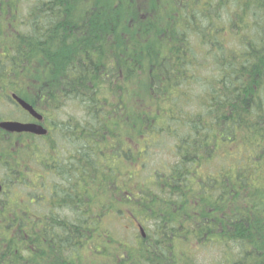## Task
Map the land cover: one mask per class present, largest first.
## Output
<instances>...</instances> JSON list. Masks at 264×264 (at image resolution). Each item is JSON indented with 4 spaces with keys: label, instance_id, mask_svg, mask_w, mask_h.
Listing matches in <instances>:
<instances>
[{
    "label": "trees",
    "instance_id": "obj_1",
    "mask_svg": "<svg viewBox=\"0 0 264 264\" xmlns=\"http://www.w3.org/2000/svg\"><path fill=\"white\" fill-rule=\"evenodd\" d=\"M12 93L0 264H264V0H0Z\"/></svg>",
    "mask_w": 264,
    "mask_h": 264
},
{
    "label": "flooded vegetation",
    "instance_id": "obj_2",
    "mask_svg": "<svg viewBox=\"0 0 264 264\" xmlns=\"http://www.w3.org/2000/svg\"><path fill=\"white\" fill-rule=\"evenodd\" d=\"M13 96H17V95L14 94V93H12V94H11V98H12ZM21 99H22V98H21ZM22 100H24V99H22ZM29 116H30V115H29ZM30 117H31V116H30ZM44 121H45V120L43 119V121H42V125L45 127L46 124L44 123ZM53 121H54V117L51 118V122H53ZM28 122H29V123H33V122H34V123H39L38 121L34 120L33 118H31L30 121H29V119H28ZM51 122H50V125H51V127H50V130H51V138H54V137H55V135H53L54 128L52 127ZM45 128H46V127H45ZM46 129H47V128H46ZM47 130H48V129H47ZM115 131H116V134H115L114 139L117 140L118 143H119V141H122V140L124 139V136L126 135V148H124V146L121 145V148H118L117 151H118V154H119V160H120L122 163L126 164L127 168L129 169V167H130V166L132 167V165H133V162H132V161H133V146H134V143H133V140H132V133H131V130H127V131H125V130H123V129H117V130H115ZM122 147H123V148H122ZM69 154H70L71 156H73L71 153H69ZM52 173H53V171H52ZM82 178H83V177H82ZM0 184H1V182H0ZM53 188H54V186L52 187V190H53ZM80 188L85 189L84 184H80ZM128 188L131 189V185H130V187L128 186ZM132 190H133V188H132ZM129 195H131V193H130L129 190H128V192L125 193L124 198H125V199L129 198ZM127 207H129V208L112 210L111 212H112L113 214H117V215H128V214H130L131 202L128 201V203H127ZM132 222H134V221L132 220ZM135 225H136V227L138 228V231L140 232V234L142 235V237L145 238V232H144L142 226L138 225L136 222H135Z\"/></svg>",
    "mask_w": 264,
    "mask_h": 264
},
{
    "label": "water",
    "instance_id": "obj_3",
    "mask_svg": "<svg viewBox=\"0 0 264 264\" xmlns=\"http://www.w3.org/2000/svg\"><path fill=\"white\" fill-rule=\"evenodd\" d=\"M13 99L20 104L30 115L38 121L42 120V116L34 110V108L27 104L25 101L21 100L17 96H13ZM0 128L11 132V133H32L38 136L45 135L47 130L43 126L36 123H22L17 121H3L0 123ZM2 187L0 185V191Z\"/></svg>",
    "mask_w": 264,
    "mask_h": 264
},
{
    "label": "rangeland",
    "instance_id": "obj_4",
    "mask_svg": "<svg viewBox=\"0 0 264 264\" xmlns=\"http://www.w3.org/2000/svg\"><path fill=\"white\" fill-rule=\"evenodd\" d=\"M73 110V109H72ZM74 111V110H73ZM73 111H71V110H69V109H67L66 111H65V113H73ZM64 113V112H63ZM156 159V157L153 159V160H155ZM159 160V159H158ZM208 252V250H206V249H204V250H202V253H199V262H200V264H212L211 263V260H212V253H207Z\"/></svg>",
    "mask_w": 264,
    "mask_h": 264
}]
</instances>
